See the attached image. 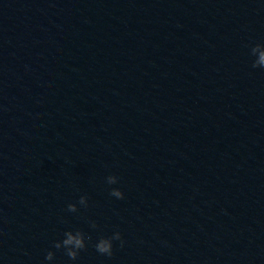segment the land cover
I'll use <instances>...</instances> for the list:
<instances>
[{
  "label": "water",
  "instance_id": "water-1",
  "mask_svg": "<svg viewBox=\"0 0 264 264\" xmlns=\"http://www.w3.org/2000/svg\"><path fill=\"white\" fill-rule=\"evenodd\" d=\"M261 43L264 0H0V264H264Z\"/></svg>",
  "mask_w": 264,
  "mask_h": 264
},
{
  "label": "clouds",
  "instance_id": "clouds-1",
  "mask_svg": "<svg viewBox=\"0 0 264 264\" xmlns=\"http://www.w3.org/2000/svg\"><path fill=\"white\" fill-rule=\"evenodd\" d=\"M251 54L257 56L258 58L254 61L253 67H264V43L256 44L251 49ZM119 180V177L116 175H110L107 177V182L109 184H116ZM112 196L117 198H123L124 192L120 188H113L111 193ZM79 203L81 205L87 206L88 197L81 196ZM68 210L71 212L77 211V204L72 203L68 205ZM95 223L93 222V227H95ZM120 240L121 246H123L124 241L122 239V233L117 231L110 237H103L96 243V249L101 254H107L111 256L113 254L114 241ZM87 242L85 238V234L82 231H72L69 230L65 233V238L62 241H56L54 243V248L56 249H64L65 254L71 259L76 260L79 256V253L82 249L86 248ZM55 257L54 251H49L46 260L51 261Z\"/></svg>",
  "mask_w": 264,
  "mask_h": 264
}]
</instances>
